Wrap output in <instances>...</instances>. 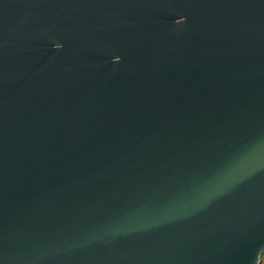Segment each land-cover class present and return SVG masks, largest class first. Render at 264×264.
<instances>
[{"label":"water","instance_id":"95a60500","mask_svg":"<svg viewBox=\"0 0 264 264\" xmlns=\"http://www.w3.org/2000/svg\"><path fill=\"white\" fill-rule=\"evenodd\" d=\"M264 0H0V264H262Z\"/></svg>","mask_w":264,"mask_h":264},{"label":"trees","instance_id":"16d2710c","mask_svg":"<svg viewBox=\"0 0 264 264\" xmlns=\"http://www.w3.org/2000/svg\"><path fill=\"white\" fill-rule=\"evenodd\" d=\"M263 258H264V255L262 256V263H263Z\"/></svg>","mask_w":264,"mask_h":264},{"label":"rangeland","instance_id":"374dc122","mask_svg":"<svg viewBox=\"0 0 264 264\" xmlns=\"http://www.w3.org/2000/svg\"><path fill=\"white\" fill-rule=\"evenodd\" d=\"M262 264H264V258H263V263Z\"/></svg>","mask_w":264,"mask_h":264}]
</instances>
